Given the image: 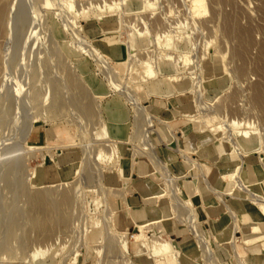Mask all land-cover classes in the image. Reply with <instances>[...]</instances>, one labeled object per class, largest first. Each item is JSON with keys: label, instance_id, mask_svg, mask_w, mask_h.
<instances>
[{"label": "rangeland", "instance_id": "374dc122", "mask_svg": "<svg viewBox=\"0 0 264 264\" xmlns=\"http://www.w3.org/2000/svg\"><path fill=\"white\" fill-rule=\"evenodd\" d=\"M62 1L38 0L40 8L33 9L35 0H10L9 16L0 26V264H134L133 240L120 243L136 231L127 222L129 199L139 195L150 220L172 212L164 176L148 159L150 141L162 161L172 159L166 163L176 195L188 199L196 215L192 228L175 217L158 223L164 230L160 239L174 240L179 250L175 234L183 233L194 251H179L178 260L152 258L149 253L158 250L149 242L142 245L148 253L138 252L144 262L264 264V238L247 241L264 235L251 224L261 225L264 216L257 219L250 211L260 212L250 192L264 195V156L259 162L264 147L259 140L249 145L237 133L245 125L233 123L245 119L264 137V0H205L206 11L195 16L187 0H146L150 7L141 0L140 8L133 0ZM177 26L186 29L192 61L205 78L202 115H214L211 122L207 114L195 117L194 91L174 93L162 78L169 70L160 51L170 46L160 40L164 30L173 34ZM135 100L152 116V129L137 117ZM117 126L120 132H113ZM84 147L92 158L83 154ZM240 164L242 185L251 191L224 176ZM47 187L50 203L31 201L30 195ZM64 193L69 198L62 205ZM98 193L107 194L114 212L107 229ZM153 193L162 194L155 203L147 200ZM201 196L212 198L219 212L208 213ZM55 202L68 218L64 224L50 209ZM231 211L239 218L236 226ZM179 212L188 218V210ZM222 226L228 231L220 235ZM205 245L214 261L205 256Z\"/></svg>", "mask_w": 264, "mask_h": 264}, {"label": "bare ground", "instance_id": "6f19581e", "mask_svg": "<svg viewBox=\"0 0 264 264\" xmlns=\"http://www.w3.org/2000/svg\"><path fill=\"white\" fill-rule=\"evenodd\" d=\"M28 1H30V0H28ZM33 1V0H32ZM58 1H60V0H58ZM62 1V0H61ZM67 1V0H66ZM121 1V0H120ZM141 0H133V3H135L137 6L140 4L139 2H140ZM143 1V0H142ZM188 2H187V8H188V10H189V12H191V14L193 15V16H195V15H199V14H201V13H204L205 11H206V4H205V0H187ZM37 2H38V0H35V4H31V8H33V9H39L40 8V6L38 5V6H36V4H37ZM68 3L70 2V4H71V1H67ZM67 2H65V5L67 6ZM73 2H75V0L74 1H72V4H74ZM143 2H145V5L146 6H148V7H150V5L151 4H149V3H146L147 1L145 0V1H143ZM10 0H0V26L3 24V22H4V20H6L7 19V17L9 16V7H10ZM64 2L62 1V4H63ZM102 3V2H101ZM103 3H106V1L105 2H103ZM139 3V4H138ZM40 4V3H39ZM42 4H43V2H42ZM60 4H61V2H60ZM61 4V5H62ZM69 4V5H70ZM106 4H108V3H106ZM111 4H112V2H111ZM64 5V4H63ZM68 5V6H69ZM105 5V4H104ZM142 5L143 6H145L144 5V3H142ZM186 5V4H185ZM67 6V7H68ZM96 8H99L100 6H102V4L100 5H94ZM93 6V7H94ZM108 6H109V4H108ZM94 7V8H95ZM147 7V8H148ZM66 8V7H65ZM95 8V9H96ZM102 8H107V6L106 7H102ZM139 8H140V5H139ZM146 7H143L142 9H145ZM93 9V8H92ZM108 9V8H107ZM112 9V5H111V7H110V10ZM141 9V10H142ZM104 10V9H103ZM112 11V10H111ZM124 22V21H123ZM167 22V21H166ZM179 21H176V24L178 23ZM195 22V21H194ZM165 23V22H164ZM121 24H122V22H121ZM124 24V23H123ZM170 24V23H169ZM171 24H172V21H171ZM194 24V23H193ZM165 25H167V24H165ZM164 25V26H165ZM180 25V24H179ZM176 26V25H175ZM194 26V25H193ZM196 26V25H195ZM174 27V26H173ZM172 27V28H173ZM171 29V28H170ZM197 29V28H196ZM195 29V30H196ZM168 30V29H167ZM174 30V29H173ZM186 30V29H185ZM185 30H184V27L182 28L181 26H177L176 28H175V30H174V33L172 34L170 31H169V33H166L165 31L166 30H164V34H163V37H161V43H160V41L158 42V44H159V46H160V44L161 45H169L170 46V49H169V46L168 47H166V48H168L169 50H167L166 49V51L165 50H159L161 53H162V55L163 56H161V58L162 59H164L165 61H166V68L169 70L166 74H163L162 75V78H163V80L165 79L166 81H168L169 83H171V85H173V88H174V93H182V92H186V91H188L189 89H190V91H194L195 93H196V95H195V104H194V106L195 107H197L198 108V114L195 116L196 118L198 117H200V116H207L208 115V117H210V118H207V117H205L206 119H208V120H210L211 119V117L213 118V116L214 115H212V116H210L209 114H207L208 112H206V114L204 115V113H203V115H202V112H204V110H207V108L205 107H202L203 105H204V103H202V99H203V97H202V95L203 94H201L202 93V90H203V88H207V86L205 85V78H204V76L202 75V72L199 70L198 71V67H195V65H194V62L192 61V56H193V54H192V52H193V49H192V42H191V39H188L189 38V36H187V34H186V32H185ZM197 30H199V29H197ZM168 32V31H167ZM170 33H171V35H170ZM195 33H197V31H195ZM1 34H0V51L2 50V39H1ZM195 36H197L196 34H195ZM163 39V40H162ZM170 41H172V43H170ZM164 43V44H163ZM171 45H170V44ZM127 45V44H126ZM194 46V45H193ZM162 47V46H161ZM93 48V47H92ZM165 49V48H164ZM128 50V49H127ZM91 52L92 53H96V54H99V56H101L100 54H102L101 52H100V50L98 49L97 50V48H93V49H91ZM1 53V52H0ZM2 55V54H1ZM3 56V55H2ZM2 60H3V58H2ZM3 62V61H2ZM158 61H155L154 62V64H156L155 65V67H153V69L154 70H158V68H157V65H158V63H157ZM62 74V73H61ZM196 74V75H195ZM35 79H33L32 81H34ZM36 81V80H35ZM206 92V91H205ZM203 104V105H202ZM133 105H135L136 107H138V109H139V112L137 113V117H144V120H145V124L147 123V125H146V129H147V127L149 128V129H152V122H151V119H152V116L150 115L149 116V114H147L146 112H145V110H144V107L143 106H141L140 104H139V102H137L136 100L133 102ZM204 106H206V105H204ZM210 110V109H209ZM186 116H188V117H191V118H189V119H193V117L194 116H191V115H186ZM203 117V118H204ZM197 118V119H198ZM202 117H200V119H201ZM204 118V119H205ZM199 119V120H200ZM205 119V120H206ZM235 119V118H234ZM194 120V119H193ZM204 120V121H205ZM208 120L207 121H205V122H208ZM212 120V119H211ZM211 120H210V122H211ZM221 121H223L222 119H221ZM232 121V120H231ZM231 121H229V123L231 122ZM209 122V123H210ZM245 122L246 123H248V124H250V122L248 121H246L245 119L243 120V119H241L240 121L238 120V121H236V119L235 120H233V123H235L237 126L238 125H245L243 128H239V130L237 131V133L238 134H241L242 136H244V138L245 139H247L248 140V144L249 145H256L257 143H258V141L257 140H259V143L261 144L260 146H262V147H264V137L263 136H261V133L260 132H258V130H256L254 127H252L251 125H246L245 124ZM167 124V123H166ZM206 124H208V123H206ZM231 124V123H230ZM230 124H226L227 126L228 125H230ZM235 124H234V126H235ZM168 125V124H167ZM210 125V124H209ZM225 125V124H224ZM225 125V126H226ZM251 126V127H250ZM217 128V127H216ZM227 128V127H226ZM230 128V127H229ZM112 129H113V132H120V127H112ZM231 129V128H230ZM230 129H228V130H230ZM236 129H238V128H236ZM143 130H145V129H143ZM213 130H215V129H213ZM231 131H232V129H231ZM230 131V132H231ZM145 132H146V130H145ZM171 132V131H170ZM229 132V131H228ZM234 133V132H233ZM174 134V133H173ZM229 134V133H228ZM232 134V133H231ZM175 137V136H174ZM220 137H222V136H220ZM231 137H230V135H228V138H226V139H230ZM148 139H149V137H148ZM149 141H150V139H149ZM150 146L152 147V149H153V154L152 155H150L149 156V162H150V164H151V166L154 168V170H157V171H159L163 176H164V179H165V186L170 190V191H168L169 192V196H170V202H171V208H172V212H171V215L170 216H168L169 218H177V219H179L181 222H185L186 224H187V226H191V228H192V225H193V220H194V216L196 215V213L192 210V207H191V203H189V200L187 199V200H182L180 197H178L177 195H176V192L178 191V188L176 187V184H175V181H174V177L172 176V175H170V171L168 170V168H167V163L166 162H164V161H162V159H160V157L157 155V153L155 152V150H154V148H153V146H152V143H151V141H150ZM195 146V148H197V150H200V151H202L203 150V148H200V146H198L197 144H195L194 145ZM150 147V148H151ZM85 148V147H84ZM86 149L87 148H85V151H86ZM177 149V151H178V153H181V154H183V156L185 157V159H188L189 160V162L194 166L195 165V162H194V159H191V157L189 158V157H187V156H185L184 155V153H183V150L182 149H180L179 147L178 148H176ZM207 149H205V150H203L204 152L206 151ZM89 151H91V150H89ZM87 152L88 151H86V152H84L83 154H85V155H87ZM145 152V151H144ZM209 152H211L212 153V149H210V150H207V153H204V154H206V155H209ZM225 152V154H228L229 153V151H224ZM89 153V152H88ZM91 154V152L89 153V157L92 155H90ZM238 154L242 157V158H240L241 159V161H243V155L240 153V152H238ZM143 155V154H142ZM88 156V155H87ZM261 156H264V150L260 153L259 152V158H260V163H262V160H261ZM84 157H86V156H84ZM93 156H91L90 158H92ZM146 157V156H145ZM196 159V158H195ZM83 160V159H82ZM15 164L13 165L14 167H15V165H17L18 163L17 162H14ZM17 163V164H16ZM81 163V162H80ZM201 164V163H200ZM12 166V165H11ZM202 166V165H201ZM10 168H13V167H10ZM15 169H16V167H15ZM17 170V169H16ZM81 171V170H80ZM79 171V172H80ZM152 171V170H151ZM242 171V165L240 164V165H235V167H234V169L232 170V172L231 173H227V174H224V176L225 177H228V178H231V177H234V179H235V182L239 185V186H241L243 189H245V190H247V191H251V190H249L250 188H248L247 186H244V185H242V180L240 179V177H239V174H240V172ZM252 171H254V170H252ZM11 172V171H10ZM13 172H14V170H13ZM16 172V171H15ZM91 171H89V173H90ZM7 173H8V171H7ZM9 174V173H8ZM79 174H81V173H79ZM16 175V174H15ZM81 175H83V174H81ZM162 176V177H163ZM204 176V175H203ZM17 177V176H16ZM20 177V176H19ZM11 179V178H10ZM15 179V178H14ZM15 182V181H14ZM18 183V182H17ZM16 183V184H17ZM101 187V186H100ZM122 187V186H121ZM127 187V186H126ZM47 189L48 190H42V191H38L37 193H34L33 195H30V199H31V201L32 202H40V203H43V202H46V204H48V203H50V200H51V195H52V191H50L49 190V188L47 187ZM122 190H123V188H122ZM101 191V190H100ZM114 191H116V194H118V196H120V195H122L121 194V192L122 191H120V190H118V189H116L115 188V190ZM250 195H251V197H250V199L252 200V201H254L256 204H257V206H258V209L260 210V212H261V214L264 216V195H260V194H258V193H254V192H250ZM106 196H107V194L106 193H98V194H96L95 195V197L97 198V197H101L102 198V204H103V212H102V224H103V226H104V228L105 229H107V227H108V225H109V220H110V217H113V215H114V212L112 211V210H110L109 209V207H108V205H107V203H106ZM162 196V194H153V198H154V200H152V202L153 203H155L156 202V199L155 198H157V200H158V198H160ZM69 198V197H68ZM68 198H67V196L65 195V193L64 194H62L61 195V198H60V202L62 203V205H63V203H65L67 200H68ZM71 198H73V197H71ZM70 198V199H71ZM60 202H55V203H51V205H50V209L53 211V212H56V215H57V217L55 218L59 223H61V224H64L65 222H66V219H68V218H65L64 217V213H63V208H62V205H59V204H57V203H60ZM151 202V203H152ZM62 208V209H61ZM186 209V210H188V212H189V214H188V218H189V220H187L188 218H186V220L188 221H186L185 219H183L182 218V216H180V210L181 209ZM84 210V209H83ZM85 212V211H84ZM232 213V211L230 212V214ZM231 216L233 217V225H235L236 226V221H237V216L235 217V216H233L232 214H231ZM176 219V220H177ZM14 223H15V219L14 220H12ZM162 221V219L161 218H159V219H151V220H149V221H143V222H137V223H135V228H136V231L135 232H132V233H129L128 232V235L127 236H125L124 238H122L123 239V241L122 242H120L121 243V245H126L127 244V242H128V240H133V242H135V243H139L140 245H146L147 243H153L154 245H156V247H157V250H158V252H159V255H166V256H173V257H176L177 255H178V251H177V249L175 248V244H173V240L172 239H160V235L163 233V229L161 228V227H159L160 225L158 224V223H160ZM14 223H13V225H14ZM67 223H69V222H67ZM156 224H158V226H156ZM189 226V227H190ZM194 226V225H193ZM196 227V226H195ZM193 231L195 232V233H197V235L199 234V230L197 229V227L196 228H194L193 229ZM13 232V231H12ZM47 233V232H46ZM48 234V233H47ZM50 234V233H49ZM127 234V233H126ZM12 235V234H11ZM17 235V234H16ZM8 236H10V235H8ZM9 238H11V237H9ZM262 238H264V235L263 236H261V237H259V238H251V239H248L247 241H254V239L256 240V239H262ZM235 239H237V238H234L233 240H232V250H233V254L236 256V258L238 259V258H240L239 256H238V254H237V252H236V247H234V243H235ZM7 240V239H6ZM9 240V239H8ZM116 242H118V238H117V240H116ZM4 243H5V241H4ZM6 243H8L7 241H6ZM110 244H112V242L110 241ZM125 249V248H124ZM124 251V250H123ZM205 251H206V254H205V256L207 257V258H211L212 259V261H214L213 260V258H212V256H211V249L209 248V247H207L206 245H205ZM124 254V253H123ZM21 255V254H20ZM35 255L36 254H34L33 255V257H35ZM129 255V254H128ZM158 255V256H159ZM172 258V257H171ZM129 264H132V262H131V260L129 261Z\"/></svg>", "mask_w": 264, "mask_h": 264}, {"label": "crops", "instance_id": "0c3cea01", "mask_svg": "<svg viewBox=\"0 0 264 264\" xmlns=\"http://www.w3.org/2000/svg\"><path fill=\"white\" fill-rule=\"evenodd\" d=\"M198 146H199V144H197ZM206 148V147H205ZM205 148H203V149H205ZM208 148V147H207ZM167 154V153H166ZM168 157V156H167ZM166 157V159H167V161H170V160H172L171 158H167ZM189 167V166H188ZM223 181V180H222ZM154 194V193H153ZM153 194L150 196V197H148L147 198V200H149V199H154L152 196H153ZM201 199H202V201H203V205H206L207 207H205L206 208V210H207V212L208 213H215V212H219V205H216L214 202H213V200H212V198H210V197H202L201 196ZM139 200H140V196L139 195H137V194H134L133 196H132V198H130L129 199V201H130V204L131 205H133V208H132V212H131V216L129 217V220L127 221L128 222V225L129 226H131V223L132 224H135V223H137V222H143V221H149L150 219H148V217H149V215H150V211L148 210V208L146 209L145 207L143 208V207H141V205L140 204H138L139 203ZM150 202H152V201H150ZM251 211V213H253L254 215H255V217L257 218V219H260V217L261 216H263L258 210L256 211L255 209H252V210H250ZM220 214H221V212H220ZM233 216H237L235 213H234V215ZM159 217H160V215H159ZM162 217V216H161ZM169 219V217H165V216H163V218H161L162 220H164V219ZM222 219L224 218V217H221ZM264 218V217H263ZM237 219H239L238 217H237ZM262 223H264V222H262ZM262 223H261V225H262ZM243 224V223H242ZM251 224H256V225H259L260 226V229H261V232L262 233H264L263 231H262V226L259 224V223H256V222H252ZM223 226H225V224H222ZM250 225V224H249ZM222 226V227H223ZM229 226V225H228ZM227 226V227H228ZM248 226V225H247ZM227 227H223L224 229H222L221 231H220V235H223V234H225V232H227L228 231V229H227ZM264 227V226H263ZM173 234H171L170 236H172ZM247 235H251V234H247ZM175 237L177 238V237H179L180 238V240L179 241H177V244H178V247H179V250H178V248H177V246H176V244H175V242H174V240H173V244H175L174 246H175V248L177 249V251H178V255H177V260H178V256H179V251L182 253V254H184V253H191L192 251H194L193 250V244L192 243H190V242H183V240L184 239H186L185 238V234H178V235H176L175 234ZM244 237V236H243ZM260 241H263L262 239L261 240H258L257 242H255L254 244H256V243H258V242H260ZM132 245H133V248L132 249H130V252H131V256L134 258V264H147V263H145L144 262V260L141 258V256L139 255V253L138 252H141V251H143V252H146L147 251V249L144 247V246H142V245H140L139 243H135V242H133L132 243ZM198 245H199V243H198ZM250 245H253V244H250ZM199 247H200V245H199ZM256 247V246H255ZM263 249H264V245H263ZM236 250H238V248H236ZM146 253H148V252H146ZM151 254V255H150ZM158 255H159V252H157V254H153V253H149V256H151L152 258H158ZM256 260H259L260 259V257H256L255 258ZM161 259H158V261H160Z\"/></svg>", "mask_w": 264, "mask_h": 264}]
</instances>
